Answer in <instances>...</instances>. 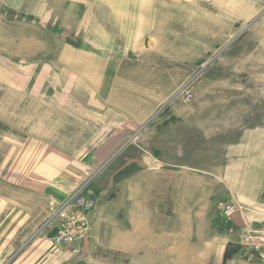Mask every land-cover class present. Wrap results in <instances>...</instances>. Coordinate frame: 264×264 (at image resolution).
<instances>
[{"label": "rangeland", "instance_id": "374dc122", "mask_svg": "<svg viewBox=\"0 0 264 264\" xmlns=\"http://www.w3.org/2000/svg\"><path fill=\"white\" fill-rule=\"evenodd\" d=\"M22 1L0 0L1 8L11 2H22L25 7L18 11L0 9V264L13 257L10 254L18 240L23 243L30 236L53 240L55 225L60 220L57 216L54 223L48 224V220L54 206L60 209L62 202L55 195L64 194L66 186H71L65 182L78 184L82 177L87 180L77 185L83 188L81 196L91 193L103 171H107L106 164L102 166L106 159L101 156L113 146L112 142H102V138L93 146L92 138L87 141L96 134V127L44 108V80L48 74L51 79L53 73L47 72L48 64L41 69L31 68L30 64L53 60L59 43L47 30H28L34 12L29 9V0ZM87 31L59 33L65 44L91 51V46L84 43ZM147 36L146 46L144 43L140 51L122 57L111 80L114 95L120 100L118 105L128 104L134 117L142 120L129 139L131 145L136 146L137 137L145 131L153 143L156 141L157 146L143 154L152 161L150 169L161 168L165 184L179 176L180 166L200 171L216 168L215 175L219 174L221 166L212 163L214 157V162L220 161L222 147L238 141L241 134L264 130V0H159L153 28ZM131 39L133 47L143 41ZM80 109L81 106L75 108ZM181 109L186 111L179 112ZM152 110V116L144 121ZM158 120L159 127L164 128L159 137L160 130H155L156 136L147 131ZM70 154H75V159H70ZM184 177L186 180L189 176ZM195 178L199 183L200 177ZM167 188L164 209L165 217L171 220L178 207L172 205V186ZM196 188L181 193L178 231V226L174 230L172 224L165 223L161 232L156 218L134 223L130 234L113 230L115 241L121 242L122 236L125 248L132 254L103 255L104 264H215L219 242L215 240L210 245L209 241L208 248L196 243L197 238L212 232L215 235L217 231L231 240L219 256L220 264H225L229 254L232 256L237 250L243 259L258 258L248 252L242 236L250 229L264 236L259 232L264 228V212L237 202H233V208H221L223 204L217 199L220 195L215 192L216 203L208 204L204 213L205 205L200 200L206 197V191ZM47 191L54 193L53 198L45 195ZM110 195L120 198V189L113 188L109 198ZM194 197L197 199L193 200ZM85 215L89 227L87 241L92 219L90 211ZM235 215L240 222L232 221ZM244 215L247 217L243 220ZM188 216L196 220L197 230L193 232L188 229L193 228L187 224ZM245 227L240 237V230ZM79 228L76 225L75 229ZM190 236L191 240H187ZM261 240L257 243L252 239L247 244L259 248L264 244ZM187 245H193L192 249H186ZM78 255L70 253L73 258ZM259 260V264H264Z\"/></svg>", "mask_w": 264, "mask_h": 264}, {"label": "crops", "instance_id": "0c3cea01", "mask_svg": "<svg viewBox=\"0 0 264 264\" xmlns=\"http://www.w3.org/2000/svg\"><path fill=\"white\" fill-rule=\"evenodd\" d=\"M158 1L29 0L31 4L29 9L34 12V17L28 22L31 25L28 30H47L49 36L59 43L53 60L44 61L43 64L36 60V63L30 64L31 68L36 69H41V66L48 64L47 72L52 71L53 73L51 79L48 74L44 80V108L46 110L55 109L59 112L57 113L59 116L68 114L67 116L79 118L96 127V134L94 135L95 132L92 135L89 134L90 138L87 141L89 142L92 138L93 146L101 138L102 142H112L113 146L102 154L101 159H106L102 166L106 164L107 171H103L102 177L94 184L95 188L91 189L98 201L97 207L90 212L92 230L83 252L81 251L78 257L73 258L66 247L56 245L50 237L35 236L33 238L30 236L23 243L18 240L16 243L18 246L14 247L10 254L13 257L6 261L5 258L1 264H104L105 259L101 257L103 255L132 254L131 250L125 248V242L121 240L122 236L119 238L121 242L115 241L117 236L112 234L113 230L130 234L134 223H146L149 218H156L161 232H164L165 223L169 226L172 224L170 227L174 230L178 226L179 228L176 229L178 231L180 229L178 224L181 220V193L192 190V188L196 190V187L206 191V197L200 200L205 205L204 213L207 212L208 204L216 203L213 200L215 192L220 195L217 199L221 200V203L237 202L245 207L264 212V130H253L248 134H241L238 141L222 147L220 161L214 162L217 160V157H214L212 163V166H221L219 174L215 175L214 169L216 168L211 171L210 169L200 171L186 170L180 166L179 169L183 171H180L181 177L179 174L177 178H172L171 184H165L164 173L159 166L151 169L149 167L152 161L143 152L157 145H155L156 141L153 143L149 139L146 131L137 137L136 146L131 145L129 139L133 137L135 128L142 120L134 117V111L129 108L128 104L118 105L120 100L114 95L111 80L114 78L115 69L122 57L131 52L140 51L139 48L148 39L149 30L153 28ZM22 2H11V5L3 6V8L18 11L25 8ZM3 8L0 6V9ZM66 30L73 32L72 35L76 30L91 31L90 34L87 31L84 43L90 45L92 50L82 51L74 45L65 44V39L59 32ZM142 30H147L148 33ZM134 37L143 38V41L133 47L131 38ZM58 80H60V85L56 86ZM80 101L83 102L82 105ZM78 106H81L82 110H75ZM153 111L150 114H146V111L142 112L146 114L144 121L152 116ZM181 111L186 110L181 109L179 112ZM156 123L150 124L147 131H151L156 136L155 130H160L159 137L164 132V128L159 127V120ZM83 142V147H85L87 142L86 140ZM51 149L56 152L54 147ZM97 150L95 147L94 151ZM75 154H70L69 158L75 159ZM182 173L184 181H182ZM186 174L189 177L185 180L184 175ZM195 177H200L199 183ZM82 178L81 181L85 179ZM73 182H65L71 186H66L64 194L55 195L60 202L74 189L80 187ZM169 185L174 191L172 205L178 207V210L174 212L176 215L171 220L165 217L164 209V192ZM54 188L58 189V186ZM113 188L120 189V198H113V194L110 198L108 197ZM53 194L47 191L45 195L53 198ZM226 197H228L227 200H225ZM196 199L193 198V200ZM246 217L247 215H244L242 219ZM26 221L27 219L20 222L21 225H24ZM195 222L194 218L188 216L187 224L193 225V228L188 227L189 231L197 230ZM245 229L247 228L240 230V237ZM213 233L205 238H197L196 244L208 248L209 241L211 245L217 240L219 245L215 255L218 258L215 264H220L219 256L226 250L231 240L230 236L220 231L215 232V235ZM191 236L193 237L192 234ZM191 236L187 237V240L188 238L191 240ZM124 237L129 238L127 234ZM192 246L187 245L185 248L191 250ZM194 246L196 247L195 244ZM239 255L238 250L237 253H232V256L229 254V259L225 264H259L258 258L250 261Z\"/></svg>", "mask_w": 264, "mask_h": 264}, {"label": "built area", "instance_id": "2783aa9c", "mask_svg": "<svg viewBox=\"0 0 264 264\" xmlns=\"http://www.w3.org/2000/svg\"><path fill=\"white\" fill-rule=\"evenodd\" d=\"M185 92V90L183 91ZM182 92V93H183ZM82 186L77 188L75 192L66 197L58 206H54L52 213L49 217L48 224L54 223L56 216L59 218L60 222L55 225L56 235L53 237V242L56 245L65 246L68 248L72 256L78 255L82 250L83 243L88 236V223L85 212L93 211L97 206L96 196L88 193L86 196H81ZM221 208H233L231 207L233 203L226 204L222 203ZM58 205V204H57ZM220 207V206H219ZM228 214V213H227ZM227 215H224L226 217ZM229 218V217H226ZM80 225L79 229H75L76 225ZM259 232L264 233V228L259 229ZM244 237L242 236V242L245 243L248 252L254 253L259 259L264 262V244H261L260 247L255 245H250L253 239L255 242L259 243L261 239H264V236L257 235V231L248 230L245 232ZM263 243V241L261 240Z\"/></svg>", "mask_w": 264, "mask_h": 264}, {"label": "water", "instance_id": "95a60500", "mask_svg": "<svg viewBox=\"0 0 264 264\" xmlns=\"http://www.w3.org/2000/svg\"><path fill=\"white\" fill-rule=\"evenodd\" d=\"M254 21H255V20H254ZM254 21H253V22H254ZM253 22H252V23H253ZM252 23H250V24H252ZM232 221L238 223V222H240V219H239V217H238L237 215H235V216L232 217ZM86 245H87V241L84 242V247H85V248H86Z\"/></svg>", "mask_w": 264, "mask_h": 264}]
</instances>
